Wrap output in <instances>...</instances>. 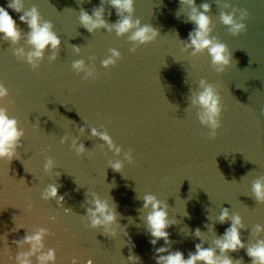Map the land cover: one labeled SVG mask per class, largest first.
<instances>
[{
  "label": "water",
  "instance_id": "water-1",
  "mask_svg": "<svg viewBox=\"0 0 264 264\" xmlns=\"http://www.w3.org/2000/svg\"><path fill=\"white\" fill-rule=\"evenodd\" d=\"M204 2L211 5V35L231 53L230 66L221 74L211 67L206 52L192 57L181 51L195 25L187 21L189 9L179 0H135L134 18L159 33L135 53L129 51L132 45L126 35L117 37L104 29L89 33L79 24L81 8L91 15L100 0H23L25 10L35 5L42 19L53 24L61 44L57 60L49 62L46 51L34 72L15 58L9 42L0 39V82L13 101L5 106L25 131L17 158L0 161V236L7 233L6 242L0 238V264H14L10 257L18 250L12 241L26 232L11 231L14 217L29 231L46 227L53 233L45 238V247L56 249L57 264H71L73 257L78 264L89 258L93 264H129V255L138 256L139 264H156L160 247L179 250L187 259L201 240L204 247L211 246L230 226V221L215 222L221 208L240 215L245 226L240 230L245 248L229 257L251 264L246 255L253 239L250 232L255 225H264V204L251 196L252 181L264 176V0H196V5ZM8 3L0 0L22 35L27 34L30 29L19 20L23 13L8 9ZM223 3L230 7L224 9ZM232 7L248 13L243 21L246 31L235 37L219 20V13L231 12ZM105 19L109 23L118 19L107 4ZM72 45L81 48L79 55ZM15 47L28 50L23 39ZM109 48L117 49L121 58L105 69L100 62ZM90 56L95 60L89 61ZM77 59L94 64L95 80H82L83 73L72 71L71 63ZM201 78L221 97V127L215 140L207 138L208 129L200 125L190 105ZM80 127L85 133H79ZM92 127L108 131L122 149L120 156L106 146L100 149L102 142L89 135ZM64 135L69 141L60 144ZM73 137L93 154L76 156L70 149ZM129 149L133 164L123 161ZM45 156L54 160L53 173L59 176L43 172ZM109 159L124 163L120 173L108 168ZM49 183L57 184L69 213L58 208L55 199H41ZM92 192L110 206L115 203L117 223L127 235L119 228L111 237L86 227L85 199ZM145 194L168 205V218L174 221L166 229L169 245L162 239L155 246L150 243L143 221ZM53 216L55 220L50 219ZM197 228L200 238L194 236ZM259 238L264 239V233Z\"/></svg>",
  "mask_w": 264,
  "mask_h": 264
},
{
  "label": "clouds",
  "instance_id": "clouds-1",
  "mask_svg": "<svg viewBox=\"0 0 264 264\" xmlns=\"http://www.w3.org/2000/svg\"><path fill=\"white\" fill-rule=\"evenodd\" d=\"M134 2L135 0H100L99 6L92 8V13H89L81 8L79 12V24L89 33H94L96 30L104 29L106 32H115L117 37L127 36L128 42L132 45L129 48L131 53H135L141 45H146L154 42L159 33L151 24H141L139 18H134ZM109 5L115 9L118 17L115 23H109L105 19V5ZM180 6H186L189 9L187 21L195 25L189 31L187 40H183L182 52L188 53L192 57L202 55L205 52L210 57L211 67L217 74H221L230 66L231 53L228 47L220 42L215 36H212V22L208 13L211 10V5L207 2L196 5V0H179ZM224 9H228V3L222 4ZM180 7V9H181ZM7 8L19 15V20L27 24L30 31L22 35L16 21L9 15L5 7L0 6V39L9 42L13 46V55L17 60L23 61L30 66L32 71H36L44 59L45 52H49L47 59L49 62H54L59 57L60 53V38L53 30L54 26L50 21L43 20L38 8L33 5L28 10L24 9L23 0H9ZM237 13L239 16L237 18ZM111 15V12L108 13ZM246 10L232 7L231 12L221 11L219 13L220 22L227 27L228 32L232 36H237L246 31V25L243 21L247 18ZM24 40L28 46V50L24 47H15L21 40ZM73 53L79 55L81 48L76 45L71 46ZM108 55L101 60V67L108 69L114 67L117 61L121 58V53L115 48L108 49ZM89 61H94L95 57L90 56ZM71 69L77 75L83 73L82 80H95L98 76L94 64H86L84 59L73 60ZM199 91L191 92L189 97L191 107L196 109V117L200 125L207 128V138L215 140L217 130L221 127V115L223 107L221 97L216 87L208 83L204 78L198 82ZM13 103L9 98V89L3 82H0V161L10 163L13 158H17L18 149L23 147L22 141L25 136V131L19 126L18 120L11 116L8 108L5 106ZM85 128L80 127L79 133H85ZM89 135L92 138L98 139L102 143L99 145L103 150L107 147L109 152L116 156H120L122 149L118 146L108 131H98L92 127L88 129ZM69 141V136L64 135L60 138V144H65ZM70 149L75 152L76 156H91L92 150L87 149L78 138H71ZM123 161L128 164H133L132 151L123 153ZM56 165L51 157L45 156L43 163V172L45 174H54L59 176V172L53 173ZM124 167V163L117 159L115 161L108 160V168L114 172L120 173ZM251 196L258 204H264V176H259L251 183ZM87 195L85 203L87 205L85 215L86 227L92 229H100L102 234L115 237L119 228L124 235L127 233L117 223L118 213L115 203L112 206L108 201L102 199L97 193L92 192ZM41 199L49 201L56 200L58 208H62L67 214L69 209L64 207V197L58 196V186L56 183H49L41 192ZM143 207L146 215L143 221L146 223L147 231L152 239L150 243L155 246L158 240H163L165 245H169V233L166 231L174 221L168 218V205L165 201L159 200L153 194H145L142 197ZM31 207V206H29ZM187 215V213H185ZM55 220V217H50ZM15 227L11 230L18 231L21 228L26 230L25 235L13 240L12 243L18 250L14 257V264H57L56 249L45 247V238L53 235L46 227H36L29 231L22 224L16 223V217L13 218ZM230 221V226L227 227L222 235L215 237L211 246L204 247L203 240L201 243L195 244V252H189L187 259L184 254L179 251H170L168 247H160L156 249L155 262L156 264H243V260H233L228 253L237 252L245 248V244L241 240L240 230L245 228L240 215L230 213L228 208H221V211L215 222L223 225ZM205 227H208L206 224ZM212 229L209 227V231ZM264 233V225H255L250 232V237L253 239L248 242L246 255L250 258L251 264H264V239L259 238L260 234ZM7 233L0 236L6 242ZM194 236L201 237L199 228L195 229ZM27 247V250H24ZM167 253V254H165ZM34 258V259H33ZM129 264H139V257L129 255L127 258ZM71 264H78L76 257H73ZM84 264H93L92 259H87Z\"/></svg>",
  "mask_w": 264,
  "mask_h": 264
}]
</instances>
